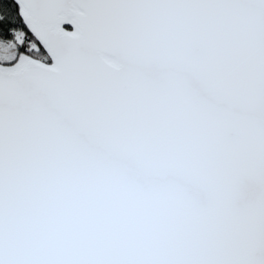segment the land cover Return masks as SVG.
Listing matches in <instances>:
<instances>
[{
    "label": "snow or ice",
    "instance_id": "snow-or-ice-1",
    "mask_svg": "<svg viewBox=\"0 0 264 264\" xmlns=\"http://www.w3.org/2000/svg\"><path fill=\"white\" fill-rule=\"evenodd\" d=\"M0 264H264V0H0Z\"/></svg>",
    "mask_w": 264,
    "mask_h": 264
}]
</instances>
